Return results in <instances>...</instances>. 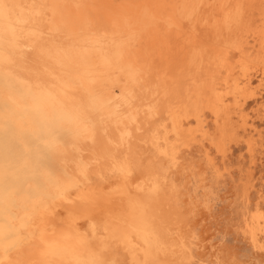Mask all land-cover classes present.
Returning a JSON list of instances; mask_svg holds the SVG:
<instances>
[{"label": "bare ground", "instance_id": "bare-ground-1", "mask_svg": "<svg viewBox=\"0 0 264 264\" xmlns=\"http://www.w3.org/2000/svg\"><path fill=\"white\" fill-rule=\"evenodd\" d=\"M259 1L0 0V130L25 149L0 163V236H11L0 237V264H120L115 243L132 264H167L156 257L167 250L185 258L184 240L164 224L175 181L166 170L135 173L111 132L134 138L151 125L147 139L176 166L170 129L189 124L184 96L206 88L222 131L234 118L248 123L245 104L261 92L255 73L264 80ZM26 137L49 163L31 161ZM87 150L110 158L94 172L104 185L93 182ZM255 223L264 232V216Z\"/></svg>", "mask_w": 264, "mask_h": 264}, {"label": "rangeland", "instance_id": "rangeland-1", "mask_svg": "<svg viewBox=\"0 0 264 264\" xmlns=\"http://www.w3.org/2000/svg\"><path fill=\"white\" fill-rule=\"evenodd\" d=\"M263 6L264 2L260 1L251 5L255 19L261 17ZM249 37L251 44H255L253 34ZM258 62L264 65L263 60ZM260 74V71L255 73L254 81L256 85L262 83L261 92L245 104L248 123H239L234 118L228 129L232 128L231 131H222L216 123L208 104L210 96L206 88L193 91L181 99V120L189 124L182 130L170 129L172 137H178L180 161L176 166L159 154L147 139V129L151 125L140 131L135 129L134 138H122L116 131L115 134L111 132L116 140L115 152L123 154L126 150V157L132 163L135 173L144 174L151 180L155 171L166 170L172 182L175 181L176 185L169 196L172 205L170 215L164 224L168 226V232L172 228L171 233L176 242L183 244L184 240L187 245L184 248L185 258H180L179 252L167 250L165 254H157V260L161 257L167 264H264V232L258 231L255 223L264 216V80L260 81ZM241 127L247 128L243 130ZM9 131L10 128L0 130V159L3 157L0 163L13 156L18 148L21 152L25 150ZM26 140L31 161L38 166L49 163L50 153L44 145L32 137H26ZM84 153L91 162L93 182L104 185L105 181L98 179L94 172L98 168H109L110 158L96 159L90 150ZM37 156L40 158L37 159ZM116 172L109 171L107 176L112 179L122 174ZM255 232L259 240L254 239ZM0 237L11 238L9 232ZM112 251L118 253L120 264H132L130 256L116 243Z\"/></svg>", "mask_w": 264, "mask_h": 264}]
</instances>
